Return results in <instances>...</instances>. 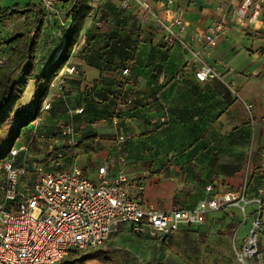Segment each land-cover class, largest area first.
I'll use <instances>...</instances> for the list:
<instances>
[{
  "label": "crops",
  "instance_id": "crops-1",
  "mask_svg": "<svg viewBox=\"0 0 264 264\" xmlns=\"http://www.w3.org/2000/svg\"><path fill=\"white\" fill-rule=\"evenodd\" d=\"M149 1L158 15L167 16V0ZM174 1L188 23V32L182 36L190 45L188 49L182 44L166 46L163 43V33H153L154 29L149 28V25L145 26L138 14L137 17L133 15L134 11L129 12L134 16L133 21H127L125 18L130 15L122 13L119 8L120 0H103L99 3L101 12L98 18L102 21L103 28L97 26L96 19L94 20V16L88 11V14L79 20V35L68 61L77 73L70 78L66 93L69 94L68 100L73 108L83 109H87L92 101L99 102V94L107 97L109 102L116 97L117 91L124 92L123 97L126 94L136 99L139 108L133 112V119L126 116V128L123 130L138 134V138L130 139L126 144V150L131 155V167L142 163L137 156L149 150L143 144L144 138H139L145 130L146 122L143 116L146 106L140 108L141 103L153 107L152 114L158 113L157 108H154L156 101L166 111H171L176 118L199 122L197 134L202 139L201 146L207 149L203 151H214L218 155L214 154L212 159L205 156L204 160H184L177 164L173 162L175 165L168 164L167 169L148 179L144 203L155 206L147 204L145 200L148 187L160 190L163 179L166 178L176 184L169 198V210L175 206L192 210L201 201L220 198L232 190L238 197L244 192L249 202L245 214L231 205L223 206L220 211L207 212L204 214L203 223L184 225L172 237L168 246H161L154 240L136 236L128 225L124 226L120 234L128 235L129 239L133 240L137 257H144L140 258L143 263L152 262V256H155L153 261L165 262L169 254H172L177 257L178 264H234V246L240 248L246 242L251 222L256 216L257 207L254 201L264 197V9L259 23L253 26L248 20L243 24L237 22L235 11L242 4L240 0ZM84 6L89 10L93 8L92 3L87 0ZM23 21H17L5 29V36L16 31L12 28ZM216 21L227 24L229 31L219 38L215 47L204 48L200 56L209 66L218 70L219 77L207 83H200L193 75V60L202 48L197 38L208 33ZM22 24L17 30L24 26V23ZM127 29L138 32L135 39L138 44H134L136 52H129L127 60L131 64L133 74L130 80L125 82L122 75L114 74L112 65L107 63L102 55L109 50L105 48L111 42L123 41ZM47 36L52 35H44L38 52L41 58L38 68L40 71L46 70L51 61L56 59L57 53H61L64 42L62 39L65 37L61 35L59 46L45 48L43 46ZM157 67L165 68L159 76ZM176 70L182 71L185 80L177 81L172 77ZM62 111L63 109L57 108L47 116L45 129L48 133L54 129V116L63 114ZM103 118L109 119L108 116ZM101 119L99 124L91 126L88 131L89 125L82 124L85 122L84 118L80 120V129H86L85 132H92L94 135V141L86 145H91L88 153H83L84 156L80 159L82 166L92 167L94 157L91 154L100 153L105 159L116 145L120 130L115 129L109 120L102 123ZM163 131L153 133L151 137L160 136ZM166 163L164 161L155 167V170L162 168ZM209 184H213V192L206 191ZM248 207H252L249 213ZM237 209L242 214V219L234 212ZM261 221L260 235H263L264 206ZM260 240L261 236L258 247L264 261V242ZM112 243L109 244L114 246V242ZM93 262L98 263L96 260Z\"/></svg>",
  "mask_w": 264,
  "mask_h": 264
},
{
  "label": "built area",
  "instance_id": "built-area-1",
  "mask_svg": "<svg viewBox=\"0 0 264 264\" xmlns=\"http://www.w3.org/2000/svg\"><path fill=\"white\" fill-rule=\"evenodd\" d=\"M87 1L92 3V16L97 26L103 28L98 18L99 3L103 0ZM240 1L242 4L235 11L237 22L243 24L248 20L253 26L259 23L264 0ZM38 3L49 24L55 26L58 20L67 29L66 23L71 19L68 31L72 28L71 5L64 7L62 0H38ZM166 7L167 16L162 17L149 0H120L119 5L121 11H135L145 26L155 25L162 29L166 46L182 44L190 48L182 37L188 32V23L181 9L176 7L174 0H167ZM63 15L67 18L63 19ZM228 31L227 24L216 21L208 33L197 38L202 45L193 60V75L198 82L207 83L219 77L218 70L209 66L200 54L204 48L215 47ZM4 32L0 29V38ZM5 62L6 57L0 56V67ZM76 73L69 63L63 68L50 87L39 117L29 129V136L23 139L21 147L14 146L1 165L0 264H72L66 259L73 250L78 255L77 262L88 264L85 258L101 249L118 231L119 224L130 226L136 236L169 245L184 225L203 223L207 212L220 211L223 206L231 205L245 214L249 202L244 192L238 197L232 190L220 198L203 200L192 210L175 206L161 211L144 203L150 171L142 163L131 167L126 144L138 134L123 131L127 119L122 114L126 107L134 106L136 99L133 96L116 106L110 119H101L102 123L109 120L120 133L116 145L103 163L95 167V177L90 179L80 163L84 155L80 149L82 137L77 131V119L84 116L83 108H73L66 93L69 80ZM123 74L128 78L129 70ZM177 79H182V75ZM62 104L65 116L56 119L53 131L48 133L45 129L47 116ZM167 122L168 115L163 114L151 119L149 128ZM206 191L213 192V185H207ZM254 204L257 212L247 240L240 248L234 246L236 264H264L258 247L264 197L255 200Z\"/></svg>",
  "mask_w": 264,
  "mask_h": 264
},
{
  "label": "trees",
  "instance_id": "trees-1",
  "mask_svg": "<svg viewBox=\"0 0 264 264\" xmlns=\"http://www.w3.org/2000/svg\"><path fill=\"white\" fill-rule=\"evenodd\" d=\"M73 1L74 0H62V5L64 7L71 5V11L73 13L74 18L72 28L66 33L64 37L65 41L62 42V51L60 54L57 55L55 60L51 61V64L48 66V68L44 71H41L37 76L35 75V72L37 70L38 65V52L43 42V32L47 22V15L45 11L42 9L41 5L38 2H36L35 0H31L30 4L23 9L13 7L11 9H5L0 13V29L4 31L13 23L20 20H24V26L21 29L9 33L6 36V33H4L3 36H1L0 38V52L9 50L10 53L4 56L6 57V62L0 67V178L2 163L7 159L11 150L14 148L16 142L21 139L23 135H25L24 138H27L29 136V129L33 122L39 117L43 104L49 95L52 83L59 76L60 72L67 65L71 57L75 46L76 38L79 35V20L86 15L84 6L85 0H77L76 3H72ZM65 17L67 18V15ZM137 41L138 40H135V46H137L138 44ZM119 44L121 45L119 46ZM127 47L128 45L126 44L125 37L123 41H120L118 43L116 41L111 42L110 45L105 48L109 50L102 55L104 58H106L107 63L112 65L114 74L116 73L118 74V76L122 75L124 77L125 82H128L130 80L131 75L133 74L131 64L129 60H127L130 54L128 51H126ZM164 69L165 68L157 67V76L162 74V70ZM125 70H129L128 78L125 77L123 74ZM178 75H182V79H177ZM172 77H174V79L177 81L185 80V76L182 74L181 70L176 71L175 74L173 73ZM31 81L36 82L35 92L32 96V107L29 109H23L21 106V102L25 97L27 88ZM123 93L124 92L117 91L116 97L112 98L110 102L108 101L107 97H104V95L102 96L99 94L101 100L99 102H96L98 105H96L92 101L91 104H88L87 109H83L84 116L77 119V131L79 133L81 132L80 134L82 137L80 149L83 153H88V149L91 145L89 147H87L86 145L89 142L94 141V135L92 134V132H85L86 129H84V131L80 129V120L84 118L85 122L82 124L89 125V123H96L101 118H103V116H108L110 119L114 115V108L128 98L126 94L123 97ZM116 101H118L119 103ZM155 103L154 108H157V114L151 113V109L153 107H149V105H142V103L140 105V108L141 106H146V109H144L145 112L143 113V116L146 118L145 130L141 134V136L144 137L145 142H143V144L151 150L155 148V146L153 145H155L157 141L163 142V140H159V136L151 137L153 133L165 129L167 130L166 126L170 123L171 118H174V115L171 111H166L165 108L158 105L156 101ZM63 106L64 105L62 104V106H57L55 109L60 108L61 110ZM110 108H112L111 112L109 111ZM138 108L139 105L136 102L133 107H126V111L122 114V116H127L128 119H133L135 117L133 112L136 111ZM62 112L63 114L57 115V117L56 115L54 116L55 120L59 118H64V107ZM163 114L168 115V122L164 125L155 126L152 129L149 128L151 119L160 117ZM191 121L192 122L188 125L195 128L197 133L200 124L198 121H193V119ZM188 125L185 126L188 127ZM90 129L91 127L89 125L87 127V131ZM149 129L151 130L149 131ZM161 134H164V131ZM196 135L197 139H195L193 143L186 147V153L181 154V152L178 154V156L169 159L168 161H166L167 163L164 164L163 167L159 168L157 171L155 170L156 168L153 169V167L149 165V162L148 164H144L150 171L149 178L152 175L158 172H162V170L164 169H167L168 164L172 165L173 162L177 164L181 163L184 160L191 161L192 159L190 158L195 154L197 155L198 153L202 156L201 160H204L205 156H208L212 159L215 156L214 154L217 153L210 150L205 153L203 150L207 149H204V147L201 146L202 139L199 138L198 134ZM136 138H138V136ZM172 145L173 143H171V146ZM184 155L187 156L184 157ZM180 157L181 159H179ZM182 157L184 159H182ZM142 159L145 158L142 157ZM117 233L120 234L119 231H117L115 234ZM115 251H117V249H115L114 246L110 245L105 250L94 252L89 257H86L85 260L93 261L104 259L107 262H111V260H113V257L109 255L108 252H111L112 254L116 253ZM106 254L108 255L105 256ZM128 260L130 264H142L138 261L137 258L134 257H132V259L129 258ZM176 260L177 257L172 254H169V258L165 262L152 261L148 264H178L179 262H177Z\"/></svg>",
  "mask_w": 264,
  "mask_h": 264
},
{
  "label": "rangeland",
  "instance_id": "rangeland-1",
  "mask_svg": "<svg viewBox=\"0 0 264 264\" xmlns=\"http://www.w3.org/2000/svg\"><path fill=\"white\" fill-rule=\"evenodd\" d=\"M35 1L38 2L37 0H35ZM30 2H31V0H0V8L2 9V11H4L5 9H11L13 7L23 9V8L27 7L30 4ZM90 10H89V8H86V6H85L86 15L88 14V11H89V13H92L93 8L91 7ZM122 13H126V14L130 15V16L125 18L127 21H133L134 16H132L131 13L129 14L128 11H123ZM133 15H135V17L138 16L135 11H134ZM64 17H65V15H63V19H64ZM22 23H24V21L18 22L16 24V26L12 29L17 30L18 27H21L23 25ZM135 23H137V21ZM45 26L46 27L44 28L43 38H44V35L45 36L46 35H52V36H47V40L45 41L43 47H45V48H47V47L53 48L54 47L55 48L56 46H59L61 35L65 36V34L68 32V28L71 26V19H69L66 23L67 29H65L64 27H62V25H60V21H57V25H55V26L53 24L52 25L49 24L47 21ZM148 27L149 28L152 27L151 28L152 30L154 29L153 33L162 32V29H160L159 27H157L155 25L148 26ZM155 30H157V31H155ZM126 33H127L126 34V44L128 45V47L126 48V51L131 52V53L136 52V47L134 46V43H135V39H136L138 32L133 30V29H127ZM132 39H134V40H132ZM159 43H161V40H159ZM8 54H10L9 50H5L4 52L0 53V56H6ZM58 54H59V52L57 53V55ZM55 58H56V56H55ZM40 59H41L40 55L38 54V65H37V70L35 72L36 76L41 72L40 70H38V68L40 67L39 66L40 65L39 64ZM176 71L174 72V74L176 73ZM35 86H36L35 81H31L29 83L25 97L23 98V100L21 102V106L23 109H29L32 107V96L35 92ZM93 103L98 105L94 101H93ZM62 109H63V107H62ZM103 117H105V116H103ZM191 120L192 119H179L176 117L171 118L170 123L166 126L167 130L165 129L164 134H161L159 136V138H163L164 143L157 141V143L155 145H153V146H155L154 149L147 150L148 152L143 153L141 156H137V158H140L143 164H146V163L148 164V162H149L150 163L149 165L151 167H153V169H155V167L159 166L163 161H167L168 159H171L172 157L178 156V154L181 152H182L181 154L186 153L187 152L186 147H188L191 143L194 142L195 139H197L196 129L193 128L192 126L188 125L192 122ZM91 121H93V120H91ZM96 124H99V122L97 121L96 123H89L90 127L93 125H96ZM185 125H188V127H191V128H188ZM24 137H25V135H23L21 137V139H19L16 142L15 147L19 148L22 146V144H23L22 141H23ZM139 138H144V137L139 136ZM141 142H142V140H141ZM171 143H173L172 146H171ZM35 152H36V149H35ZM91 156L94 157L93 161H92V167L89 168V167L83 165L82 168L85 170L86 175L90 179H93L95 177V167H97L99 164L103 163L104 155L98 153V154H91ZM186 156L187 155H184V157H186ZM142 157L145 159H142ZM201 158H202V156L198 153L197 155L196 154L193 155L190 159L199 160ZM179 159H181V157ZM182 159H184V158L182 157ZM245 177H244V180H245ZM163 181L164 182L161 184L160 190H155V189L151 188L150 186L148 187V193H147V197L145 200H146L147 204H154L155 205L154 207L156 209H160L161 211H168L170 208L169 207L170 206L169 205V198H171L172 191H174L176 184H173L172 182L168 181V179H166V178L163 179ZM251 208L252 207H248V209H247L248 213L251 210ZM234 212L238 213L239 217L242 219V214L240 213V211L238 209L235 210ZM124 226H125L124 224H119L117 230H119V232L121 233V231L124 229ZM260 236H261L260 241L264 242V234L260 235ZM112 242H114V248L118 249L117 251H115L116 253L111 254V252H108V254L113 257V260H111V262H107L104 259H100V260H96V261H98L97 264H130L128 259L129 258L132 259V257L137 258L138 261L142 264L146 263V262L143 263L140 260V258H144V257H140V258L137 257V250L134 247V242H133V240L129 239L128 235H121L118 233L113 234V236L110 238V240L98 251L105 250L107 247L110 246L109 243H112ZM108 254H106L105 256H107ZM154 257L155 256L150 257V260L153 261ZM77 259H78V255L75 253V250H73L71 252V254L67 257L66 260H67V262H70L72 264H81V262H77ZM89 264H96V262L89 261ZM234 264H236V262Z\"/></svg>",
  "mask_w": 264,
  "mask_h": 264
},
{
  "label": "bare ground",
  "instance_id": "bare-ground-1",
  "mask_svg": "<svg viewBox=\"0 0 264 264\" xmlns=\"http://www.w3.org/2000/svg\"><path fill=\"white\" fill-rule=\"evenodd\" d=\"M56 57H57V55H56Z\"/></svg>",
  "mask_w": 264,
  "mask_h": 264
}]
</instances>
